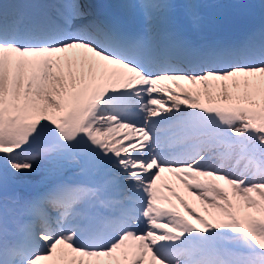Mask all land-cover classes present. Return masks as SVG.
Wrapping results in <instances>:
<instances>
[{
	"label": "snow or ice",
	"instance_id": "snow-or-ice-1",
	"mask_svg": "<svg viewBox=\"0 0 264 264\" xmlns=\"http://www.w3.org/2000/svg\"><path fill=\"white\" fill-rule=\"evenodd\" d=\"M135 6L0 0V264H264V25L197 43Z\"/></svg>",
	"mask_w": 264,
	"mask_h": 264
},
{
	"label": "bare ground",
	"instance_id": "bare-ground-1",
	"mask_svg": "<svg viewBox=\"0 0 264 264\" xmlns=\"http://www.w3.org/2000/svg\"><path fill=\"white\" fill-rule=\"evenodd\" d=\"M207 5H204V13L208 15L214 22L207 28L203 24L209 23L211 20H204L200 18L199 26L193 25L192 20L188 24L190 27L204 40L214 36V31L221 27L228 19L241 16L246 18L255 15L259 10H264V0H206ZM205 2V1H204ZM218 10H215L216 8ZM223 12L217 13V11ZM188 13V12H187ZM182 15L186 16L181 12ZM188 17L189 13H188ZM191 19V18H190ZM213 29V30H212Z\"/></svg>",
	"mask_w": 264,
	"mask_h": 264
},
{
	"label": "rangeland",
	"instance_id": "rangeland-1",
	"mask_svg": "<svg viewBox=\"0 0 264 264\" xmlns=\"http://www.w3.org/2000/svg\"><path fill=\"white\" fill-rule=\"evenodd\" d=\"M43 176H44L43 174H38L37 176H33V177H30V178L34 179L36 181H39V179H42ZM35 177H38V178L35 179ZM66 178H68V177H66ZM69 179H71V178H69ZM181 194L185 195V198L188 199L190 203L193 202V198L192 197H188L185 192H182ZM195 206H196L198 212H200L201 214H204L203 210H202V206L199 204V201H195Z\"/></svg>",
	"mask_w": 264,
	"mask_h": 264
}]
</instances>
